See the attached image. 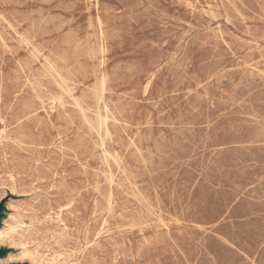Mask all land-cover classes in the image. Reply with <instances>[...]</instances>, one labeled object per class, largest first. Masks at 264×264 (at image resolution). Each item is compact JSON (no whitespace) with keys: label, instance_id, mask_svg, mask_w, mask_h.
I'll use <instances>...</instances> for the list:
<instances>
[{"label":"rangeland","instance_id":"1","mask_svg":"<svg viewBox=\"0 0 264 264\" xmlns=\"http://www.w3.org/2000/svg\"><path fill=\"white\" fill-rule=\"evenodd\" d=\"M2 200L6 264H264V0H0Z\"/></svg>","mask_w":264,"mask_h":264},{"label":"bare ground","instance_id":"2","mask_svg":"<svg viewBox=\"0 0 264 264\" xmlns=\"http://www.w3.org/2000/svg\"><path fill=\"white\" fill-rule=\"evenodd\" d=\"M231 5V4H230ZM92 22V21H91ZM98 31V30H97ZM88 39H89V36H88ZM93 47H94V45H93ZM96 53V52H95ZM105 54V53H104ZM104 56H106V55H104ZM102 60V59H101ZM94 63V62H93ZM102 64V63H101ZM100 64V65H101ZM98 67H99V65H98ZM94 71H96V70H94ZM95 73V72H94ZM98 75V74H97ZM65 82V81H64ZM70 82V81H69ZM71 89V88H70ZM99 90H100V88H99ZM97 92H99V91H97ZM100 93H102V91L100 92ZM108 93V92H107ZM68 94V93H67ZM94 94V93H93ZM96 94V93H95ZM72 95V94H71ZM104 99V98H103ZM98 102V101H97ZM96 105H97V103H96ZM95 107V106H94ZM79 108V107H78ZM97 108V107H96ZM90 111V110H89ZM93 111V110H92ZM95 111V110H94ZM108 111V110H107ZM85 116V115H84ZM87 117V116H86ZM97 119V118H96ZM99 119V118H98ZM7 122V121H6ZM103 143V142H102ZM103 147V146H102ZM130 148V147H129ZM100 187V186H99ZM98 189V188H97ZM181 223V222H180ZM14 230V229H13ZM9 231H10V227H8V228H5V227H2V229L0 230V239H2V238H4L8 233H9ZM15 231V230H14ZM11 232V231H10ZM10 234V233H9ZM7 237V236H6ZM10 237V236H9ZM8 238V237H7ZM22 254V253H21ZM0 263L1 264H6L5 262H4V260L3 259H0Z\"/></svg>","mask_w":264,"mask_h":264},{"label":"water","instance_id":"3","mask_svg":"<svg viewBox=\"0 0 264 264\" xmlns=\"http://www.w3.org/2000/svg\"><path fill=\"white\" fill-rule=\"evenodd\" d=\"M5 211H6V206L4 204V200H2L0 202V228H1L2 224H3V217L5 215ZM5 251H6V249L0 248V258L2 256H4ZM11 264H30V263H11Z\"/></svg>","mask_w":264,"mask_h":264}]
</instances>
